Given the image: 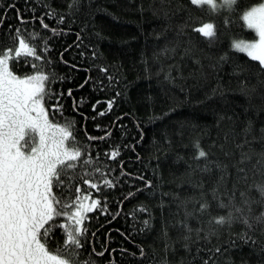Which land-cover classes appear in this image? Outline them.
Wrapping results in <instances>:
<instances>
[{"label": "trees", "instance_id": "16d2710c", "mask_svg": "<svg viewBox=\"0 0 264 264\" xmlns=\"http://www.w3.org/2000/svg\"><path fill=\"white\" fill-rule=\"evenodd\" d=\"M261 1L211 14L190 0H0V48L20 28L41 57L10 70L42 66L50 119L74 121L83 155L64 199L79 186L101 202L77 264H264V70L232 47L255 38L240 17ZM205 23L215 37L194 30ZM63 243L57 228L49 246Z\"/></svg>", "mask_w": 264, "mask_h": 264}, {"label": "snow or ice", "instance_id": "6c2138e0", "mask_svg": "<svg viewBox=\"0 0 264 264\" xmlns=\"http://www.w3.org/2000/svg\"><path fill=\"white\" fill-rule=\"evenodd\" d=\"M190 3L211 14L222 9L233 12L238 6V0H190ZM240 18L244 27L254 33L255 39L234 41L232 47L264 70V0L245 10ZM24 23L22 20L21 24ZM41 23L44 28L48 27ZM194 30L205 38L216 35L212 23ZM12 40L14 47L0 48V264H77V250L83 247L80 238L87 231L83 222L101 202L79 186L75 187L73 198L64 199V178L76 169V162L83 155L73 131L74 121L58 125L50 119L45 105L54 96L45 87L49 75L43 72L42 66L34 64L35 74L25 77L10 70V64L21 58L41 59L20 28L16 29ZM68 95H72L71 90ZM112 106L109 101L106 111ZM54 111L63 112L59 99ZM106 111L99 115L104 116ZM205 155V152H199V157ZM118 156L119 151L113 150L109 158L115 160ZM83 184L99 190V185L88 179H83ZM104 184L113 186L107 179ZM260 190L264 194V188ZM207 207L201 205L202 210ZM58 217L64 218L63 224L56 223ZM261 220H264V214L257 217V221ZM225 222L223 216L215 219L217 224ZM57 228L62 229L64 243L62 247L51 249L49 241Z\"/></svg>", "mask_w": 264, "mask_h": 264}, {"label": "rangeland", "instance_id": "374dc122", "mask_svg": "<svg viewBox=\"0 0 264 264\" xmlns=\"http://www.w3.org/2000/svg\"><path fill=\"white\" fill-rule=\"evenodd\" d=\"M261 2H262V1H261ZM261 2H260V3H261ZM260 3H258V4H260ZM258 4H255V5H258ZM255 5H253V6H255ZM251 7H252V6H251ZM251 7H250V8H251ZM250 8H249V9H250ZM200 26H202V25H200ZM200 26H199V27H200ZM254 39H255V38H254ZM254 39H252V40H254ZM242 40H243V41H252V40H245V39H242ZM236 41H241V40H236Z\"/></svg>", "mask_w": 264, "mask_h": 264}]
</instances>
